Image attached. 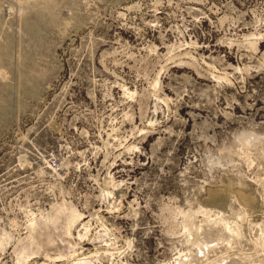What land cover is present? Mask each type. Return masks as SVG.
I'll use <instances>...</instances> for the list:
<instances>
[{"label": "rangeland", "instance_id": "obj_1", "mask_svg": "<svg viewBox=\"0 0 264 264\" xmlns=\"http://www.w3.org/2000/svg\"><path fill=\"white\" fill-rule=\"evenodd\" d=\"M0 264H264V0H0Z\"/></svg>", "mask_w": 264, "mask_h": 264}]
</instances>
